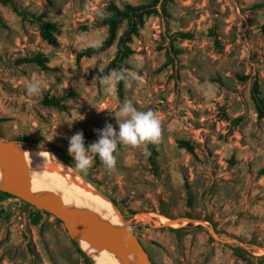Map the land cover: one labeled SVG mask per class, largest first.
Returning a JSON list of instances; mask_svg holds the SVG:
<instances>
[{
  "label": "rangeland",
  "instance_id": "374dc122",
  "mask_svg": "<svg viewBox=\"0 0 264 264\" xmlns=\"http://www.w3.org/2000/svg\"><path fill=\"white\" fill-rule=\"evenodd\" d=\"M112 5L156 11L131 38L121 97L116 83L103 86L91 74L113 59L116 41L76 59L107 39L99 23ZM17 11L56 24L55 43ZM126 28L123 21L117 39ZM38 54L43 66L17 62ZM255 80L264 97V0H160L155 8L152 0H0V144L29 141L75 168L68 138L76 132L91 145L106 124L118 131L114 113L126 102L158 116L156 173L143 143L118 145L112 169L93 162L79 171L115 201L154 264H264V120L250 99ZM32 83L40 91L29 95ZM138 214L186 224L136 222ZM73 241L52 215L11 195L0 199V264H85Z\"/></svg>",
  "mask_w": 264,
  "mask_h": 264
},
{
  "label": "bare ground",
  "instance_id": "6f19581e",
  "mask_svg": "<svg viewBox=\"0 0 264 264\" xmlns=\"http://www.w3.org/2000/svg\"><path fill=\"white\" fill-rule=\"evenodd\" d=\"M5 147L25 159L36 169L45 190L56 205L72 209L94 207L112 212L120 222V229L123 234L128 240L134 241L129 236L127 225L123 222V217L118 208L87 182L81 174L63 163L56 155L48 150L33 146H18L7 143ZM1 178L3 182L20 192L28 193V188L20 174L5 170L1 173ZM153 215L138 214L134 216V220L136 222L153 221ZM153 222L156 226L164 225L173 228L183 227L186 224V220L178 223L163 216H159L158 220ZM73 238L92 264H121L116 255L97 235L91 222L87 221L79 225Z\"/></svg>",
  "mask_w": 264,
  "mask_h": 264
},
{
  "label": "trees",
  "instance_id": "16d2710c",
  "mask_svg": "<svg viewBox=\"0 0 264 264\" xmlns=\"http://www.w3.org/2000/svg\"><path fill=\"white\" fill-rule=\"evenodd\" d=\"M159 4H160V0H152V8H155ZM160 6H161V10L163 12H166L165 1L164 3H161ZM108 10L112 13V16L103 18L102 21L99 23L100 25L107 27V34H108L107 39L102 43L101 46L95 47V48H88L84 50L83 52L79 53L76 59L80 60L83 57H89L92 54L102 52L106 50L107 48H109L110 46H112L116 41V51H115L113 59L103 69L101 70L96 69L94 71H91V74L97 75L98 77H102V76H107L114 72H120L123 74V77H125L126 75L123 69L126 67V60L132 54V50L129 47L131 38L133 35L136 34L137 29L139 25L141 24L143 17L145 15H150L151 13H156V11L155 9L147 10L144 7H132L130 5L124 6L122 10L112 5L111 7H109ZM17 12L22 18H25V19L32 18V19L38 20L40 24L39 26H40V32H41L42 38L44 40H47L49 43H55L54 33L58 32L56 24L41 21V18H37L34 15H31L27 12H20V11H17ZM123 21H127V28L124 31V33L117 39V31L119 29L120 24ZM85 30H89V27H85ZM17 62L18 64H36L38 66H43L44 62H46V59L43 58L40 54H38L30 58L20 59ZM116 88H117L119 97H121L122 92H123V78L119 80L118 82H116ZM250 99L254 106V111L257 116V119L264 120V97H262L260 87H259L257 80H255L252 83L251 90H250ZM44 104L49 107L64 109V106L56 98H50V99L46 98L44 99ZM84 141H85L86 147L90 146V139L88 136H84ZM16 144L29 146L31 143L29 141H17ZM178 144H179V147L185 148L189 152L192 151V148L189 146L187 142L180 141ZM146 145H147L148 161L153 171L156 173V170H157L156 158L158 157L156 143H148ZM36 148H41V147H36ZM94 164L98 167L104 166L98 157L94 158ZM69 166L73 170L77 171L72 165H69ZM77 172L81 174L79 171ZM81 176L87 182L93 185L99 193L107 197L88 178L84 177L82 174ZM8 196L9 195L0 192V199L3 197H8ZM108 199L118 208L115 201H113L110 198ZM26 205L30 206L28 204ZM188 226H190V224H188ZM171 230H174V229H171ZM73 246L76 252L84 258L85 264H92L89 261L88 257L81 251V249L78 247V245L74 241H73ZM232 253L234 256L240 259H243V260L245 259V256H244L245 251L241 248H238V247L232 248Z\"/></svg>",
  "mask_w": 264,
  "mask_h": 264
},
{
  "label": "water",
  "instance_id": "95a60500",
  "mask_svg": "<svg viewBox=\"0 0 264 264\" xmlns=\"http://www.w3.org/2000/svg\"><path fill=\"white\" fill-rule=\"evenodd\" d=\"M6 145L7 143L0 144V192L11 195L46 214L52 215L64 225L71 238L77 233L79 225L87 221L91 222L97 235L116 255L121 264H154L132 235L129 234L134 241L128 240L123 234L120 229V222L112 212L94 207L72 209L56 205L45 190L36 169L19 155L9 151L5 147ZM53 151L56 150L53 149ZM5 170L22 176L28 188L27 194L3 182L1 173Z\"/></svg>",
  "mask_w": 264,
  "mask_h": 264
},
{
  "label": "clouds",
  "instance_id": "9594fccd",
  "mask_svg": "<svg viewBox=\"0 0 264 264\" xmlns=\"http://www.w3.org/2000/svg\"><path fill=\"white\" fill-rule=\"evenodd\" d=\"M123 74L114 72L99 78V83L106 87L121 80ZM40 91L36 83L27 88L29 95ZM118 123V131L111 124H106L98 131V139L90 146H85L82 132H76L68 138V154L75 162V169L86 173L98 157L107 169H112L116 163L114 153L118 145L136 146L155 143L160 135V121L151 110L137 111L131 103H124L114 113Z\"/></svg>",
  "mask_w": 264,
  "mask_h": 264
}]
</instances>
